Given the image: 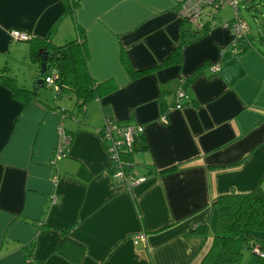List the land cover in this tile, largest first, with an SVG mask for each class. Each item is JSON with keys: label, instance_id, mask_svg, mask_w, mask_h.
I'll list each match as a JSON object with an SVG mask.
<instances>
[{"label": "crops", "instance_id": "crops-1", "mask_svg": "<svg viewBox=\"0 0 264 264\" xmlns=\"http://www.w3.org/2000/svg\"><path fill=\"white\" fill-rule=\"evenodd\" d=\"M220 12L205 10L196 30L173 0H0V71L19 88L36 91L39 71L12 31L55 45L83 32L88 71L108 90L82 110L70 90L23 109L0 84V264L201 263L217 230L212 201L264 188V36L248 32L247 49L230 51L233 11ZM18 57L30 84L12 74ZM106 120L142 128L126 172L143 182L111 176L97 134ZM59 126L71 140L51 164Z\"/></svg>", "mask_w": 264, "mask_h": 264}, {"label": "trees", "instance_id": "trees-1", "mask_svg": "<svg viewBox=\"0 0 264 264\" xmlns=\"http://www.w3.org/2000/svg\"><path fill=\"white\" fill-rule=\"evenodd\" d=\"M29 41L30 61L37 66L38 81H42L36 83V91L19 88L6 68L0 71V84L9 88L13 96L21 102L23 109L35 101L39 88L51 85L46 83V79H51L53 76H56L53 80L57 86L55 95L58 96L66 90L72 91L79 110H82L93 98L108 92L103 84H97L92 79L88 71V53L83 32L79 33L77 39L63 45H55L45 39L30 38ZM249 44L250 40L246 36L238 40L229 50L234 49L241 53ZM179 55V50L175 51L173 57L166 60L163 65L178 63ZM42 63H45L46 68L41 75ZM50 70L55 73L49 74ZM131 77H136V74H131ZM59 112L66 117L67 111ZM122 154L123 159L132 164V152ZM212 205L218 212L217 230L210 249L200 264H243V254L238 244L251 251L256 257V264H264V258H260L252 251L253 246L257 245L264 252V188L258 187L246 195L220 196L212 201Z\"/></svg>", "mask_w": 264, "mask_h": 264}, {"label": "built area", "instance_id": "built-area-1", "mask_svg": "<svg viewBox=\"0 0 264 264\" xmlns=\"http://www.w3.org/2000/svg\"><path fill=\"white\" fill-rule=\"evenodd\" d=\"M173 2L176 14L181 22L196 30H201L204 27L202 19L205 15V10H210V16L212 17L224 7H230L233 11V21L226 26H230L235 34L232 45L235 46L234 44L238 40L247 36L248 26L239 17L237 7L238 0H173ZM10 35L15 40L24 42L30 40L29 35L18 31H12ZM218 71H220V66L217 64L212 68V72L216 73ZM55 78L56 76H53L51 79H46V83L52 84L55 89H57V86L53 82ZM187 100L185 92L183 90H178L174 98L175 108H182ZM142 131L140 126L129 123H113L109 120L104 121L102 128L97 131V134L105 144V150L111 161V176L127 188L135 186L145 180V177H135L126 172V169L131 166V164L123 159L122 154L125 152H132V143L136 137L141 135ZM57 136L58 141L51 164H55V162L64 157V151L71 140V137L65 132L62 126L57 128ZM252 251L260 258H264V252H262L257 245L253 246Z\"/></svg>", "mask_w": 264, "mask_h": 264}, {"label": "rangeland", "instance_id": "rangeland-1", "mask_svg": "<svg viewBox=\"0 0 264 264\" xmlns=\"http://www.w3.org/2000/svg\"><path fill=\"white\" fill-rule=\"evenodd\" d=\"M238 14L247 25L249 29V33L257 38L258 35L264 36V26H261L260 22L264 20V0H260L259 2H254L250 0H238ZM207 12V11H206ZM221 16L225 20H229L232 18V9L229 7H224L221 12ZM254 44L258 45L256 39H254ZM12 74L16 75V79L19 85H23L24 83L30 84V75H31V64L27 60L19 59L16 62L10 60ZM10 65V64H9ZM33 69V68H32ZM49 74H53V71L50 70ZM28 84V85H29ZM40 98L43 99L45 97L47 101H49V105L56 102L58 99L67 98V96H72L68 91L62 92L61 95L56 96L55 90L50 87L39 88L38 90ZM70 94V95H69ZM239 249L243 254V264H256V257L251 254V251L248 249H244V247H240Z\"/></svg>", "mask_w": 264, "mask_h": 264}, {"label": "water", "instance_id": "water-1", "mask_svg": "<svg viewBox=\"0 0 264 264\" xmlns=\"http://www.w3.org/2000/svg\"><path fill=\"white\" fill-rule=\"evenodd\" d=\"M45 63H42V69H41V75L44 73V71H45ZM38 83H42V81H38Z\"/></svg>", "mask_w": 264, "mask_h": 264}]
</instances>
